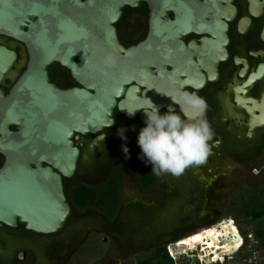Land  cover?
<instances>
[{"label":"flooded vegetation","instance_id":"af4514ba","mask_svg":"<svg viewBox=\"0 0 264 264\" xmlns=\"http://www.w3.org/2000/svg\"><path fill=\"white\" fill-rule=\"evenodd\" d=\"M156 12L148 1L137 7L126 6L115 23L120 42L130 48L153 38ZM195 14L190 28L180 31L177 40L168 38L163 42V53L168 56L152 69L156 81L162 82L167 101L159 108L161 114L169 105L179 111L167 96L179 90L196 91L206 100V119L214 132L206 162L186 169L178 177L161 174L153 181L152 165L140 159L137 143L140 129L146 126L145 113L138 109L130 117L117 105L111 126L97 133L74 134L80 155L75 174L63 177L72 208L64 227L43 234L28 230L21 222L17 226L0 223V264H89L90 258L99 255L97 244L110 239L127 248L154 245L155 252L185 232L146 238L159 214L183 196L182 189H186L187 197L179 201L180 207L192 212L199 208L201 197L236 196L234 190H227L235 175L262 176L255 175L253 169L264 163V124L258 125L264 120V40L259 38L264 29V0H198ZM176 18L175 9L168 8L161 21ZM0 45L17 52V60L0 86L8 94L27 69L29 51L23 42L1 34ZM48 74L61 89L83 87L72 70L59 61L48 67ZM132 84L142 91L147 89L135 81ZM125 98L126 94L117 98L118 103ZM120 129L125 130L126 140L119 135ZM104 134L107 137L97 141ZM4 163L0 153V168ZM240 185L250 186L240 183L234 189ZM97 187L99 204L93 206L89 189ZM76 197L83 204H78ZM133 217H139L137 226L131 224Z\"/></svg>","mask_w":264,"mask_h":264},{"label":"water","instance_id":"95a60500","mask_svg":"<svg viewBox=\"0 0 264 264\" xmlns=\"http://www.w3.org/2000/svg\"><path fill=\"white\" fill-rule=\"evenodd\" d=\"M142 1L157 10L153 38L127 48L115 23L126 6L137 7ZM186 1L0 0V34L23 42L29 51L27 69L10 92L0 87V153L5 157L0 168V223L21 222L43 234L64 227L72 208L63 177L75 174L80 155L74 134L111 126L117 105L129 115L147 99L159 108L167 104L152 67L168 56L163 42L177 40L180 31L190 28L198 0ZM168 8L175 9L177 18L164 23L161 17ZM108 57L113 64L105 62ZM16 60L15 50L0 45V86ZM55 61L70 68L83 87L64 90L52 83L48 67ZM134 81L147 89L142 91Z\"/></svg>","mask_w":264,"mask_h":264},{"label":"rangeland","instance_id":"374dc122","mask_svg":"<svg viewBox=\"0 0 264 264\" xmlns=\"http://www.w3.org/2000/svg\"><path fill=\"white\" fill-rule=\"evenodd\" d=\"M263 177L264 174L258 178L249 177L246 174H240V177L235 175L234 182L232 181L234 186L232 185V187L228 188L227 190L230 192L231 190H234L235 194L240 193L243 190L241 188L245 185H240L238 188L234 189L238 184L246 183L253 187L258 183L259 180L263 179ZM216 186L221 188V184L217 183ZM182 191H184V193L182 192L183 196L177 200L184 202L187 197L185 196L186 189H182ZM234 199L235 197L230 195L226 197H209L207 195L200 198L199 208L192 212L188 209H182L178 201L176 205H172L170 208L166 209V211H163L159 214L155 220V223L148 230V232H146V234L149 233L146 235V238H152L159 233L168 234L172 231H185L180 237L166 242L167 245L168 243L180 240L177 244L182 245L186 240L193 237L195 238L197 234L209 232L210 234L206 239L198 240V242H206L211 245L212 249L215 250L213 244L215 245L216 243L220 242V240L215 237L213 232H216L215 234L218 235L220 239L222 238L219 234H217V231H215L214 225L220 221L228 220L231 222L230 232L236 237L238 243L237 250L236 252L234 251V253H229L228 256H223V258H221L223 253L216 249L219 253V259H214L213 263L208 264H264V247H256V241L254 236H252L253 231L249 222L243 217L239 218V210L231 205V202ZM198 215H201L202 217H199ZM139 217H133L131 219V224L133 226H137L139 224ZM186 218H189L190 220H186ZM232 218L235 219L236 225L238 226L237 228L235 223H233ZM197 223L198 225H196ZM245 233H248V244L242 246V248L239 249ZM177 244L173 245L175 246ZM97 245L99 255L90 258L89 264H120L124 261H128L124 262L125 264H128L129 262H135V259L142 260L147 257H153V254L155 253L154 249L156 248L154 245H148L145 247H138L136 245H132L128 248L122 247V245H119L118 241L115 239H110L107 243L99 242ZM197 245L195 244V246ZM240 252L241 254H239ZM191 261H193V259H191ZM155 262L156 260L154 263ZM190 264H199V261L195 259V261ZM202 264L205 263L202 261Z\"/></svg>","mask_w":264,"mask_h":264},{"label":"clouds","instance_id":"9594fccd","mask_svg":"<svg viewBox=\"0 0 264 264\" xmlns=\"http://www.w3.org/2000/svg\"><path fill=\"white\" fill-rule=\"evenodd\" d=\"M259 38L264 40V29L260 31ZM105 62L111 65L114 59L108 57ZM167 96L179 111L169 105L167 112L161 114L159 107L147 99L148 103L138 108L145 113L146 126L140 129L137 143L141 149L140 159L152 165L154 175L178 177L186 169L206 162L214 132L206 119L207 102L196 91L179 90L175 95ZM135 110L128 111L129 115H133ZM124 131L120 129L119 135L126 140ZM124 152L127 156L126 146ZM243 244L244 241L241 247Z\"/></svg>","mask_w":264,"mask_h":264},{"label":"trees","instance_id":"16d2710c","mask_svg":"<svg viewBox=\"0 0 264 264\" xmlns=\"http://www.w3.org/2000/svg\"><path fill=\"white\" fill-rule=\"evenodd\" d=\"M156 175H154L155 180ZM152 181V183H153ZM113 182V179L112 181ZM113 184V183H112ZM146 185V184H145ZM100 188H90L89 191L91 193L90 196V204L91 205H96L99 204V197L96 196L95 192L98 191ZM241 189L242 192L236 193L237 195L234 196L235 199L232 200L231 205H233L236 209H238V217H243L246 221L249 222L251 229L253 231V235L256 241V247H264V177L259 182L256 186L251 187V186H243ZM77 203L78 204H83V200H79L76 197ZM102 204V203H101ZM114 211L110 213L113 215ZM230 226L231 222L228 220H223L218 222L217 224L214 225L215 231H217V234L220 235L222 239L216 235V232H213L215 237L220 240V242L216 243L213 246L215 247V250H220L224 255H228L229 253H232L237 250V240L236 237L233 236L230 232ZM209 232L204 233L202 236H200L199 240H204L207 238L209 235ZM248 233H245L244 235V240H242V243L244 241V245L248 244ZM194 238V237H193ZM188 239L186 240L182 245L177 244V245H171L170 250L174 255H177L178 251L182 249H187L189 248L195 241L196 239ZM224 243H223V241ZM201 242H198L199 244ZM196 244V245H197ZM223 245V246H222ZM187 247V248H184ZM242 248V247H241ZM241 254V252L239 253ZM156 262L154 263V261ZM172 263V259L169 256V253L167 251V248L165 246L159 247L155 253L153 254V257H147L142 260H138L137 262H132L130 264H169Z\"/></svg>","mask_w":264,"mask_h":264},{"label":"built area","instance_id":"2783aa9c","mask_svg":"<svg viewBox=\"0 0 264 264\" xmlns=\"http://www.w3.org/2000/svg\"><path fill=\"white\" fill-rule=\"evenodd\" d=\"M253 173L257 176L259 175H263L264 174V163L260 166L254 167L253 169ZM233 223H235V219L232 218ZM237 226V225H236ZM238 227V226H237ZM180 240L178 241H174L171 242L167 245V251L169 253L170 258L172 259V263L173 264H190L193 261H195V259H197L199 261V264H202V258L200 257V251L202 250V245L198 244L194 249L191 248H187L185 251L181 252L180 254L174 255L171 250H170V246L173 244H177ZM236 252V251H235ZM234 253V252H233ZM224 256H228V255H224ZM211 258H214V254H212ZM187 259V260H186ZM191 259H193V261H191ZM191 261V262H190ZM190 262V263H189ZM213 263V261L211 262Z\"/></svg>","mask_w":264,"mask_h":264},{"label":"bare ground","instance_id":"6f19581e","mask_svg":"<svg viewBox=\"0 0 264 264\" xmlns=\"http://www.w3.org/2000/svg\"><path fill=\"white\" fill-rule=\"evenodd\" d=\"M237 228V226H236ZM204 233V232H203ZM202 233V234H203ZM202 234H197L196 237H200ZM199 239H196V241L189 247L191 249H194L196 246L195 244H197ZM201 245L203 246L202 247V250L200 251V257L202 258L203 262L205 264H208V263H211L214 259H219V253L217 250H214L212 249L211 245H209L208 243L206 242H203L201 243ZM242 245V241H241V244L239 246V248L241 247ZM195 246V247H194ZM223 246V245H222ZM186 249H182L180 250L177 254H180L181 252L185 251ZM212 254H214V258L212 259L211 256Z\"/></svg>","mask_w":264,"mask_h":264},{"label":"snow or ice","instance_id":"6c2138e0","mask_svg":"<svg viewBox=\"0 0 264 264\" xmlns=\"http://www.w3.org/2000/svg\"><path fill=\"white\" fill-rule=\"evenodd\" d=\"M200 237H195V238H193V239H199Z\"/></svg>","mask_w":264,"mask_h":264}]
</instances>
